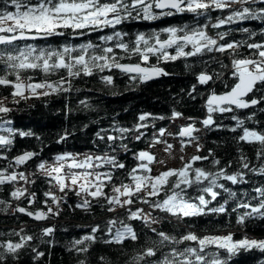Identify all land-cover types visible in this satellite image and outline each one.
Segmentation results:
<instances>
[{
  "label": "snow or ice",
  "instance_id": "6c2138e0",
  "mask_svg": "<svg viewBox=\"0 0 264 264\" xmlns=\"http://www.w3.org/2000/svg\"><path fill=\"white\" fill-rule=\"evenodd\" d=\"M215 11L221 15L216 16L213 23L211 14ZM180 14L190 15L192 23L169 24L150 33L137 32L134 39L129 37L128 32L118 30L127 20L154 21ZM246 20L264 21V0H0V88L8 91L7 96L0 97V131L6 133L0 134L2 150L10 151L13 138L17 135L33 136L31 131L24 132L12 126L7 117L19 109L9 107V104L18 106L22 101L47 102L53 96L70 97L73 81L78 77L98 74L104 85L112 86L113 76L120 75L126 76L130 85L144 84L170 75L160 66L162 63L186 61L191 57L206 66L205 70L195 75L197 84L192 85L188 93L191 99L204 95L197 91L198 86L208 87L219 80L225 88L219 94L214 88H209L205 101L206 118L197 121L188 117V123L180 127L177 135L181 151L187 143L196 149V154L188 159L181 155L179 168L166 167L164 160H158L150 151L144 150L133 154L136 163L131 169L117 158V154L109 152L98 155L64 151L44 158L42 147L39 152L24 151L9 160L8 155L0 151V160L8 161L7 167L0 168V186L20 181L34 186L36 179H45L64 194L58 197L50 191L44 192L46 211L32 212L20 206L13 211L25 213L36 221H45L50 214L59 215L61 204L67 203L69 192L78 198L74 204L67 205L74 210L90 212L93 207H99L107 213H115L117 208L122 209L127 222L111 218L104 221L103 226L100 223L90 225L88 234L71 242L69 252L85 255V259H78L77 264H91L87 254L93 245L102 243L124 248L132 242L140 245L142 237L145 238L143 245L126 264H239V258L245 255L264 256V239L249 238L247 235L235 239L231 231L223 235H198L191 230H186L177 238L152 226L162 223L169 215L179 220L193 218L196 221L208 216H227V221L216 225L223 228L233 226V214L235 226L240 229L257 220L264 222V183L254 186L251 192L243 193L244 197H250L247 200H241L237 191L226 186L228 182L231 185L248 184L245 170H249V163L245 157H240L241 170L230 173L231 162L222 165L212 149L206 155L202 154L204 145L195 135L201 131L195 126L197 122L206 131L222 126L213 119L216 113L249 110L252 114L244 119L235 114L230 116L236 121L231 131L235 133L240 128L243 134L239 140L250 144L258 142L257 158L264 159V132L245 126L246 121L256 120L257 108L260 114H264V28L257 33L248 27H241L239 22ZM224 25L238 28L247 35V39L235 40L230 31H221ZM209 29L216 31L215 37L209 35ZM105 30L108 33L101 34ZM90 33H96L95 40L90 38ZM76 37H83V40L73 42ZM49 38L63 42L53 44ZM242 48L246 50L243 54L240 52ZM117 50L122 54H118ZM209 54L228 70L230 81L221 79V73L207 70L208 61L204 57ZM217 54L223 55L229 63L215 60ZM132 57L138 62H121ZM151 58H155V64L150 63ZM185 67L191 69L193 66L185 63ZM28 72L42 73L44 78L38 80L33 75H27ZM51 74L59 78L55 81L48 79ZM79 103L84 109L91 107L88 98L81 99ZM182 117L183 113L173 109L172 119ZM150 119L153 121L151 125L148 123ZM165 119V116L143 113L138 117L139 122L131 128L114 123L110 130L100 129L95 134L96 140L112 153H116L117 147L122 152H128L130 149L125 140L142 141L151 132V146L162 144L163 151L171 156L174 146L168 143L165 136H172V133L164 128L156 130L155 121ZM256 123L264 126V122L259 120ZM109 131L115 134H107ZM69 135L65 129L55 143L66 142ZM36 139L40 140V137ZM198 162L210 164L216 171L197 166ZM29 163L35 169L30 175L36 179H30V175L23 171H9ZM153 164L166 170L153 174L150 167ZM105 167L107 170H102ZM250 171L264 179V165ZM119 172L125 173L123 178L117 175ZM108 188L110 194L105 191ZM10 195L14 200L24 198L29 203L37 199L27 187H17ZM209 196L210 199L206 198ZM218 197L223 203L210 206ZM230 203H235V207L229 211ZM0 204L10 207L7 201L0 200ZM138 205L146 206L149 211ZM3 211H7V207ZM154 211L161 215L154 216ZM137 224L139 230L134 227ZM192 227L193 224L189 223L188 229ZM53 232L54 226L45 227L42 236H51ZM16 235H19L18 241L0 240V264H19L22 253L34 240L32 235ZM41 242L45 241L42 239ZM44 255V252L31 248V260L39 261ZM97 261L98 264H111L103 255L98 256ZM256 264H264V260H258Z\"/></svg>",
  "mask_w": 264,
  "mask_h": 264
},
{
  "label": "trees",
  "instance_id": "16d2710c",
  "mask_svg": "<svg viewBox=\"0 0 264 264\" xmlns=\"http://www.w3.org/2000/svg\"><path fill=\"white\" fill-rule=\"evenodd\" d=\"M225 15L227 13H224ZM135 15V14H134ZM212 22H215V17L220 16L219 11H215L212 14ZM203 20V18H200ZM182 22L192 23V18L187 14H180L171 17H161L159 20L145 21V20H127L123 23V30L129 33V37L134 39L137 32L150 33L151 30H159L162 27H166L169 24H178ZM241 27H248L259 33L261 28H264V21L260 20H246L239 22ZM221 31H230L232 38L235 40L247 39V35L239 31V29H233L230 25H224ZM108 30H105L101 34H107ZM209 35L215 37L216 31L209 29ZM90 38L95 40L96 33H90ZM83 37L73 38V42H80ZM50 43L63 42L49 38ZM43 43V42H42ZM118 54H122L119 53ZM243 54L245 49H240ZM208 61L207 70L209 72L215 71L221 73V79L231 80L230 74L227 69L222 68L219 63H216L212 59V55L209 54L204 57ZM215 60L222 61L223 64H228L229 60L223 55L217 54ZM121 62H138L135 57L130 60L125 59ZM150 63L155 64V58H151ZM185 63L191 64L193 67L188 69L185 67ZM161 67L165 69L170 75L162 76L149 81L144 84H129L126 76L114 75V85L106 86L100 79L99 75L92 77H78L73 81V91L70 97L53 96L47 102H41L38 100H29L27 102H21L18 106L9 104V107H18L19 110L13 111L7 119L12 121V126L15 129H19L24 132L31 131L33 136L20 137L15 136L13 138V145L10 151L0 149L8 155L9 160L12 157L22 154L24 151H36L39 152L43 147L44 151L42 155L44 158L54 156L57 153L64 151L85 153L90 151L98 155H102L104 152L109 154H117V158L126 163L128 169L135 166L133 154L141 150L150 151L151 148V132L143 138L142 141L125 140L124 143L128 145L130 151L122 152L119 147L116 148V153H112L103 143L96 140V132L100 129H111L114 123H118L121 127L131 128L138 123L139 115L143 113H151L153 116H165L163 121H155L158 131L159 128L167 129L172 123V111H179L183 113V117L186 118L185 123H188L187 118L192 117L197 121H202L206 118L207 109L204 105L206 94L209 88H214L216 92H223L225 88L219 80L210 84L208 87L198 86L197 91L204 95H196V99L193 100L189 97L188 93L192 90V85L197 84L195 75L202 70H205V65L199 60H194L189 57L186 61L180 60L175 62H169L167 64H161ZM116 70H113L115 72ZM112 74V73H105ZM2 75V73H0ZM27 75H33L36 79H43L42 73L28 72ZM59 77L56 74L49 75L48 79L57 80ZM76 89L80 91L77 92ZM115 93V95L113 94ZM8 91L0 88V97L7 96ZM88 98L91 107L84 109L80 105V100ZM67 102V108L65 104ZM29 105H34L30 107ZM256 120L264 122V114H260L259 109H256ZM235 115H238L240 119H244L246 115H251L249 110H235ZM229 113H216L213 115V119L220 125V128L213 127L211 130L202 129L195 135L199 136V143L204 145L202 154H207L209 149L215 152L217 159L222 161V165H227L231 162L232 167L229 172H236L241 170L240 157L243 156L249 163V170L247 172L246 179L248 184L246 185H231L230 182L226 186L231 187L232 190L237 191L241 200L250 199V197H244L243 193L251 192L252 188L259 187L264 183V179L258 175L252 173L250 169L259 168L264 165V159L257 158V152L260 149L259 143L250 144L248 142L239 140V136L243 134V130L238 128L235 133L231 131L236 126V121L231 120ZM256 120L246 121L245 126L250 130H257L264 132V126L256 123ZM149 125L153 123L150 119ZM199 123V122H197ZM87 125V127H85ZM70 133L66 142L55 143L62 135L64 130ZM0 134H6L0 131ZM107 134H115L109 131ZM36 137H40L37 140ZM96 140V143L93 141ZM99 148V151L97 149ZM196 154V153H195ZM8 166V161L0 160V168ZM197 166L206 167L212 171H216L210 164L198 162ZM107 170V167L102 169ZM9 171H23L26 175H30L35 169L32 164L27 166H20L19 168H12ZM117 175L123 178L125 173L119 172ZM42 176V174H38ZM30 179H36L30 175ZM118 182V181H117ZM127 182V181H125ZM25 187L24 185L14 184L10 186H0V200L7 201L10 204L8 207L5 204H0V240L11 239L13 241L19 240L20 235H32L34 240L29 242L27 250L22 253V258L19 264H77L78 259H85V255L77 254L75 251L69 252L71 242L74 239H79L83 235L90 232V225L100 223L103 226V222L107 219L115 218L119 220H125L126 216L122 209L117 208L115 213H107L102 208L93 207L90 212H84L80 209H73L67 205L74 204L78 198L71 192L66 197L67 203H62L59 215H51L50 218L45 221H36L31 219L25 213L14 212L17 206L24 207L28 211L36 212L38 210H47L43 195L46 191H52L55 186L49 185L45 179H36V184H28V191L36 194V201L29 203L28 200L21 198L19 201L12 199L10 193L15 188ZM110 194V188L105 189ZM195 195V193H193ZM222 195H224L222 193ZM57 196V195H56ZM210 199L209 197H206ZM226 199L227 196L225 195ZM49 204L51 201L49 199ZM218 203H223L219 197L217 201H214L210 206H217ZM145 211H149L146 206ZM7 207V211H3ZM12 211H9L10 208ZM232 207H235V203H230L229 211ZM55 209V206L53 205ZM135 210V209H133ZM154 216H160L159 212H153ZM227 216H208L199 219L198 221L193 218H184L179 220L176 217L168 216L162 223L153 224L152 226L168 232L171 235H176L177 238L183 234L186 230H191L198 235L205 234H226L231 231L234 233L235 239L242 238L243 235H247L249 238H264V222L259 220L251 222L245 229H240L235 226V214L231 216L232 227L223 228L216 225H222L227 221ZM193 224L191 229H188V224ZM54 226V232L51 236H42V229L45 227ZM119 226V224H117ZM139 230V226L134 225ZM21 229L24 231L21 232ZM9 234V235H4ZM45 242H41V240ZM99 239V237H98ZM144 237L141 238V244L137 245L135 242L129 243L124 248L119 246H106L102 243L93 245L87 257L90 259L91 264H98L97 257L100 255L105 256L106 260L111 264H126L131 256L135 254L137 250L141 248L144 243ZM31 248H36L38 251L44 252L45 255L40 258L39 261L30 259ZM258 260H264V256L245 255L239 258V264H256Z\"/></svg>",
  "mask_w": 264,
  "mask_h": 264
},
{
  "label": "rangeland",
  "instance_id": "374dc122",
  "mask_svg": "<svg viewBox=\"0 0 264 264\" xmlns=\"http://www.w3.org/2000/svg\"><path fill=\"white\" fill-rule=\"evenodd\" d=\"M185 123V121L176 118L172 121V123L168 126L166 129L168 133H172V136H165V139L168 141V143L172 144L173 147V153L171 156H169L167 153L163 151L164 145L162 144H157L155 147L150 148V152L156 156L158 160H164L166 163V167L170 168H179L182 164V161L179 159L181 155L185 157V159H188L192 155L196 153V149L192 147L191 144L185 143L183 145V151H181L182 145L180 142V139L177 137V128L179 126H182ZM197 128H200L201 130L203 129L202 124L196 123L195 125ZM175 137V138H173ZM187 141V139H186ZM62 153V152H61ZM150 167L153 168V174H156L159 171L166 170L165 167H161L158 164H153L150 165ZM223 235V234H221ZM256 239H264V238H256Z\"/></svg>",
  "mask_w": 264,
  "mask_h": 264
},
{
  "label": "bare ground",
  "instance_id": "6f19581e",
  "mask_svg": "<svg viewBox=\"0 0 264 264\" xmlns=\"http://www.w3.org/2000/svg\"><path fill=\"white\" fill-rule=\"evenodd\" d=\"M217 93H218V92H217ZM207 94H208V93H207ZM207 94H206V97H205V101H206V98H207ZM205 101H204V105H205ZM179 119H181V120H183V121L186 120V118H184V117L179 118ZM173 120H174V119H173ZM184 125H186V123H184L182 126H184ZM182 126H179V127L177 128V133L179 132L180 127H182ZM177 133H176V135H177ZM177 137H178V135H177ZM178 138H179V137H178ZM179 139H180V138H179ZM186 139H187V138H185V140H186ZM54 194L57 195L58 197L64 195L63 193H61V192H59V191L55 192Z\"/></svg>",
  "mask_w": 264,
  "mask_h": 264
},
{
  "label": "water",
  "instance_id": "95a60500",
  "mask_svg": "<svg viewBox=\"0 0 264 264\" xmlns=\"http://www.w3.org/2000/svg\"><path fill=\"white\" fill-rule=\"evenodd\" d=\"M125 63H127V62H125ZM219 93H222V92H218L217 94H219ZM30 218L34 220V218H33V217H30Z\"/></svg>",
  "mask_w": 264,
  "mask_h": 264
},
{
  "label": "built area",
  "instance_id": "2783aa9c",
  "mask_svg": "<svg viewBox=\"0 0 264 264\" xmlns=\"http://www.w3.org/2000/svg\"><path fill=\"white\" fill-rule=\"evenodd\" d=\"M25 185V184H24ZM26 187H28V185H26Z\"/></svg>",
  "mask_w": 264,
  "mask_h": 264
}]
</instances>
